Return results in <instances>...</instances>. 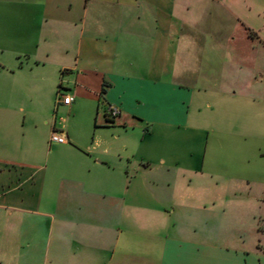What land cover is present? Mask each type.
Segmentation results:
<instances>
[{"label": "crops", "instance_id": "1", "mask_svg": "<svg viewBox=\"0 0 264 264\" xmlns=\"http://www.w3.org/2000/svg\"><path fill=\"white\" fill-rule=\"evenodd\" d=\"M263 6L0 0V264H264Z\"/></svg>", "mask_w": 264, "mask_h": 264}, {"label": "built area", "instance_id": "2", "mask_svg": "<svg viewBox=\"0 0 264 264\" xmlns=\"http://www.w3.org/2000/svg\"><path fill=\"white\" fill-rule=\"evenodd\" d=\"M123 1V0H120ZM73 102V99L70 96H65L61 92L58 94V103L70 106ZM111 117L117 118L120 114L118 110H112ZM68 143L67 136L63 132H57L54 130L50 137V144H57V145H66Z\"/></svg>", "mask_w": 264, "mask_h": 264}, {"label": "rangeland", "instance_id": "3", "mask_svg": "<svg viewBox=\"0 0 264 264\" xmlns=\"http://www.w3.org/2000/svg\"><path fill=\"white\" fill-rule=\"evenodd\" d=\"M261 2L263 3V5H264V0H257V3H258V6L260 7V5H261ZM263 10H264V6H263ZM263 20H264V18H263ZM258 26H260V25H264L262 22L259 24V23H256ZM59 123H63L64 122V130H67L68 129V124H67V119H66V117H63V116H61V115H59ZM72 127H71V131H72V129H73V124L71 125ZM210 146V145H209ZM48 148V147H47ZM210 151H211V149H210Z\"/></svg>", "mask_w": 264, "mask_h": 264}, {"label": "trees", "instance_id": "4", "mask_svg": "<svg viewBox=\"0 0 264 264\" xmlns=\"http://www.w3.org/2000/svg\"><path fill=\"white\" fill-rule=\"evenodd\" d=\"M103 93H105V90H103Z\"/></svg>", "mask_w": 264, "mask_h": 264}]
</instances>
